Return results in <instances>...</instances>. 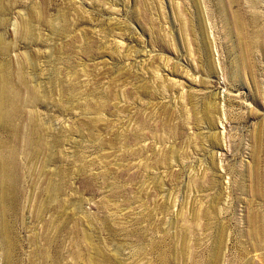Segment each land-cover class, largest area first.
<instances>
[{
    "label": "rangeland",
    "instance_id": "obj_1",
    "mask_svg": "<svg viewBox=\"0 0 264 264\" xmlns=\"http://www.w3.org/2000/svg\"><path fill=\"white\" fill-rule=\"evenodd\" d=\"M0 264H264V0H0Z\"/></svg>",
    "mask_w": 264,
    "mask_h": 264
}]
</instances>
